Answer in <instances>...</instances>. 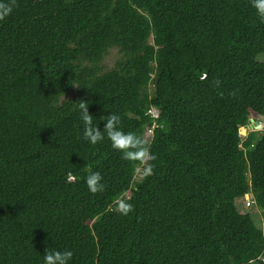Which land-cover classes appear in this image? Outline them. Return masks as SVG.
<instances>
[{
  "label": "trees",
  "instance_id": "trees-1",
  "mask_svg": "<svg viewBox=\"0 0 264 264\" xmlns=\"http://www.w3.org/2000/svg\"><path fill=\"white\" fill-rule=\"evenodd\" d=\"M261 54L250 0H17L0 21V264H44L46 248L69 264H264V130L239 136L264 117ZM81 100L101 131L110 113L142 136L155 123L152 176L84 139Z\"/></svg>",
  "mask_w": 264,
  "mask_h": 264
},
{
  "label": "clouds",
  "instance_id": "clouds-1",
  "mask_svg": "<svg viewBox=\"0 0 264 264\" xmlns=\"http://www.w3.org/2000/svg\"><path fill=\"white\" fill-rule=\"evenodd\" d=\"M17 0H0V21L5 20L14 10ZM251 6L256 10V14L261 22H264V0H250ZM219 86L220 81H215ZM221 95H223L221 93ZM83 122V137L92 145L103 141L105 137L111 142L113 149L122 153L123 159L136 165L144 178L154 174L152 161L157 157L151 152V145L144 136L135 132H125L121 129V117L116 113L102 116L104 121L103 130L99 125L93 124V116L89 114V102L81 100L76 103ZM103 177L99 172H90L86 177V185L92 194L104 191ZM115 208L122 215H128L134 208L132 203L125 197H120L115 204ZM73 257L72 251L65 249L50 250L45 249L43 254L44 264H69Z\"/></svg>",
  "mask_w": 264,
  "mask_h": 264
},
{
  "label": "rangeland",
  "instance_id": "rangeland-1",
  "mask_svg": "<svg viewBox=\"0 0 264 264\" xmlns=\"http://www.w3.org/2000/svg\"><path fill=\"white\" fill-rule=\"evenodd\" d=\"M118 57H119V54H118L116 49L110 50L108 55H106L104 60H103V65L107 69H110L111 67H113V65H114L115 61L118 59ZM257 60L259 62H264V54L257 56ZM242 133H244V132L242 129H240V135L244 136V134L242 135ZM142 179H143L142 174L139 171H137L136 176H135V180L141 181ZM250 200H251L250 195H246L242 199L238 200L237 201L238 210L241 213H247V214L251 215L252 219H254L253 215L255 216L258 213L257 211H259V210L256 207H253L252 201H250ZM254 221L256 222L255 219H254ZM260 224L264 226L263 223H260Z\"/></svg>",
  "mask_w": 264,
  "mask_h": 264
},
{
  "label": "built area",
  "instance_id": "built-area-1",
  "mask_svg": "<svg viewBox=\"0 0 264 264\" xmlns=\"http://www.w3.org/2000/svg\"><path fill=\"white\" fill-rule=\"evenodd\" d=\"M147 115L150 116V118L152 119H157L159 116V111L156 108H150L147 111ZM155 123L153 122L151 127H147L145 129V133H144V137L147 139L152 138V133H153V128L155 127ZM240 129L243 130L244 133H242V135L244 134V136L240 135ZM260 130H264V117H260L259 119L255 120L252 118H249L247 124L243 127L239 128V136L240 137H245L247 134V131H260Z\"/></svg>",
  "mask_w": 264,
  "mask_h": 264
}]
</instances>
